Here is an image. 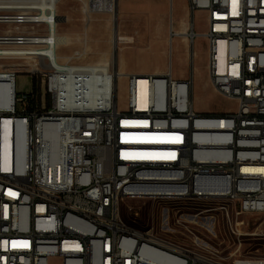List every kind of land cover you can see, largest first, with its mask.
I'll return each mask as SVG.
<instances>
[{
    "label": "built area",
    "instance_id": "built-area-1",
    "mask_svg": "<svg viewBox=\"0 0 264 264\" xmlns=\"http://www.w3.org/2000/svg\"><path fill=\"white\" fill-rule=\"evenodd\" d=\"M46 1H54V14L41 21ZM60 1L0 0V60H31L36 80L19 91L17 68L0 64V264H50L52 257L61 264H264V255L210 259L196 234V226L210 229L214 214L206 209L163 210L160 233L129 228L119 214L121 193L151 201L206 195L209 202L222 194L225 206L215 210L237 218L229 229L240 235V216L264 213V0H188L192 15L206 12L208 29L196 34L191 20L186 35L206 37L211 84L237 102L219 115L194 110L192 77L173 78L171 66L164 74H125L126 110L118 107L114 58L110 66L74 60L59 67L58 45L38 46V38L58 32ZM78 1L85 19L118 12L119 0ZM83 43L74 59L87 54ZM119 44L113 40V57ZM69 73L80 108L68 106ZM87 73L100 74L99 103L81 104ZM169 227L193 238L176 245Z\"/></svg>",
    "mask_w": 264,
    "mask_h": 264
},
{
    "label": "rangeland",
    "instance_id": "rangeland-1",
    "mask_svg": "<svg viewBox=\"0 0 264 264\" xmlns=\"http://www.w3.org/2000/svg\"><path fill=\"white\" fill-rule=\"evenodd\" d=\"M82 8V3L78 0L59 2L58 14L64 16L65 20H60L58 33L66 36L68 41L58 45V60L61 63H74V60L106 63L114 58L118 71L123 74L119 76L117 94L118 107L121 110L128 108V79L125 74L144 75L157 70L167 72L169 66L175 79L192 77L191 99L196 112L219 115L236 109V100L223 96L211 84L208 74L209 45L206 37L196 35L194 42H185L182 37L173 34L182 22L186 24L184 28L188 24L190 29L191 20L194 22L196 34L206 32L208 25L204 10H197L192 15L188 0H119V10L115 17L109 14H94L90 19H85ZM171 29L172 35H169ZM117 31L133 40L131 43L120 42L117 54L113 57V40ZM152 37L157 41L165 39V50L154 49L149 53L142 51L140 47L147 46ZM85 38L88 40L87 54L74 59V52L83 50ZM32 63L28 59L0 60L3 68H17L18 81L25 82L26 87L29 86L27 74ZM13 64L18 66L13 67ZM218 206H225V200L211 198L209 202V199H197L175 204L148 199H125L121 204L120 214L126 222L139 230L160 233L162 223L167 225V212L163 213V210L167 211L168 208L172 214L187 209L194 214L206 209V212H213L215 219L208 216L210 229L205 232V227L196 226V234L206 241L210 253L227 260L245 256L262 257L264 213L240 216L239 219L244 220V223L241 225L240 235H237L229 229L237 218H225V212L215 210ZM226 208L229 211L226 214L234 213V206ZM172 218H169L171 222ZM183 231L185 232L183 228H173L167 235L183 243L185 239L193 238L187 231L186 235H183ZM50 264H61V261L58 257H52Z\"/></svg>",
    "mask_w": 264,
    "mask_h": 264
},
{
    "label": "bare ground",
    "instance_id": "bare-ground-1",
    "mask_svg": "<svg viewBox=\"0 0 264 264\" xmlns=\"http://www.w3.org/2000/svg\"><path fill=\"white\" fill-rule=\"evenodd\" d=\"M54 14V1H46L45 3H42V9H38V16L39 20L41 21H50V16H53ZM180 34H185L183 33H178ZM133 38L122 35L121 33L115 32V43H120V42H125V43H131ZM46 41L49 42H54V50H55V45H61L65 44L68 39L66 36L59 34L58 32L50 34L47 39L46 38H38V46H46ZM56 55H58L56 53ZM56 64L59 67L64 66L60 61H56ZM111 62H106L103 63V66H110ZM74 69H69V72H73ZM69 73V74H70ZM122 75L118 71V76ZM69 82H68V90H69V95L71 99H68V106H73V108H80V100H75L74 99V89H75V82H74V77H71L72 75H69ZM3 80L2 76L0 75V81ZM139 87H140V92L144 93L147 87V81L144 78H141L139 81ZM84 88L88 89V92L90 93H82L81 94V104H93V103H99V91L101 90V85H100V74L99 73H87L84 76ZM76 95V93H75ZM58 103H66V96H58ZM11 125L10 120H5L4 121V129L5 131L3 132V142H4V147L6 144L9 142V137L8 134L6 133V127H9ZM220 199V200H225V196L222 194H212L210 199ZM125 199H143L145 198L142 195L138 194H129L128 193H121V200ZM197 199H209L208 196L206 195H187V197H176L174 195H162L161 198H155L154 202H168V203H184V202H189L192 200H197ZM123 201H120V206H119V214L121 212V204ZM188 205V204H187ZM226 212L229 213L228 209L226 208ZM194 214H200V212H195ZM120 219L124 224L127 225L129 228H135L132 225H130L128 222H126L120 214ZM205 227V226H203ZM185 243L183 242H177L176 245H184ZM210 259H217V255L210 253Z\"/></svg>",
    "mask_w": 264,
    "mask_h": 264
},
{
    "label": "crops",
    "instance_id": "crops-1",
    "mask_svg": "<svg viewBox=\"0 0 264 264\" xmlns=\"http://www.w3.org/2000/svg\"><path fill=\"white\" fill-rule=\"evenodd\" d=\"M118 10H119V1H118ZM122 10H123V8H122ZM185 26H186L185 22H182L178 26L179 28L175 29V31L173 32V34L182 37V39L186 42L187 40H190V39L186 35V33L189 31L188 24H187V27L186 28H184ZM183 32H185V34L178 35V33H183ZM169 35H172V29H171V32H170ZM171 39L172 38L170 37V40ZM165 44H166V40L165 39H161L160 41L159 40L157 41L156 38L154 39V37H152L150 39L149 44L147 46L140 47V49L142 51H145V52H148V53L151 52V51H153L154 49H160V48H162V49L165 50ZM150 73L151 74H164L165 72H163L161 70H157V71L150 72ZM27 75H29V74H27ZM32 87H33V82H32L31 75H29V86L28 87H26L25 82L24 83L23 82H20L19 83L18 77H17V88H18L19 91H29V90L32 89Z\"/></svg>",
    "mask_w": 264,
    "mask_h": 264
},
{
    "label": "trees",
    "instance_id": "trees-1",
    "mask_svg": "<svg viewBox=\"0 0 264 264\" xmlns=\"http://www.w3.org/2000/svg\"><path fill=\"white\" fill-rule=\"evenodd\" d=\"M32 82H33V86H35V85H36V80H35V78H32Z\"/></svg>",
    "mask_w": 264,
    "mask_h": 264
},
{
    "label": "water",
    "instance_id": "water-1",
    "mask_svg": "<svg viewBox=\"0 0 264 264\" xmlns=\"http://www.w3.org/2000/svg\"><path fill=\"white\" fill-rule=\"evenodd\" d=\"M59 20H65L64 16H59Z\"/></svg>",
    "mask_w": 264,
    "mask_h": 264
}]
</instances>
